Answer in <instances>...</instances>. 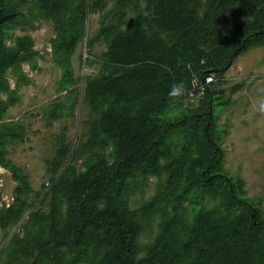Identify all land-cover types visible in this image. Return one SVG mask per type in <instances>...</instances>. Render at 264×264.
I'll use <instances>...</instances> for the list:
<instances>
[{"label":"trees","instance_id":"16d2710c","mask_svg":"<svg viewBox=\"0 0 264 264\" xmlns=\"http://www.w3.org/2000/svg\"><path fill=\"white\" fill-rule=\"evenodd\" d=\"M89 1L0 0V93L8 90L7 71L32 61L35 55L28 36L18 38L14 48L7 45L12 29L28 24L30 16L22 14L27 6L39 13L34 12L33 17L47 19L51 15L56 20L54 51L61 57L65 87L74 82L70 57L84 38L88 14L95 11ZM231 1H215V10L207 14L211 17L200 21L187 7H192L194 0H154L148 19L139 15L126 21L122 15L118 26L103 27L87 41L88 47L99 40L109 43L102 59L84 58V67L97 71L82 76L96 118L87 142L89 157L82 164L84 170H66L54 188L50 213L33 216L38 220L37 229L26 234L31 250L14 260L264 264V217L244 197L243 182L221 171L224 150L212 112L216 82L198 99L199 108L182 109L194 75L200 78L212 72L221 76L239 54L264 39V0H251V11L244 8L235 18ZM248 12L254 21L247 20ZM215 16L218 21L233 17L227 25L229 33L218 31L217 23L210 25ZM242 22L261 24L244 33ZM162 33L179 36V42H166ZM218 38L225 50L216 58L219 51L216 55L210 51ZM10 96L12 101H0V119L16 99L12 91ZM178 109L186 115L171 118ZM4 144L0 138L1 166L5 165ZM108 147L111 150L106 154ZM10 171L17 187L12 206L0 210L3 227L21 217L28 207L25 197L31 193L20 170L13 167ZM163 173L168 175L171 192L160 194L141 210H131L129 200L134 192L149 176L161 177ZM152 212L160 215L159 232L143 246L141 233Z\"/></svg>","mask_w":264,"mask_h":264},{"label":"rangeland","instance_id":"374dc122","mask_svg":"<svg viewBox=\"0 0 264 264\" xmlns=\"http://www.w3.org/2000/svg\"><path fill=\"white\" fill-rule=\"evenodd\" d=\"M93 1L96 0L89 1V5L95 11H91L86 18L84 38L70 57L74 82L68 87H65L64 70L59 62L61 57L55 54L53 47L57 37L53 16L36 18L33 15L39 13L35 9L24 7L22 14L30 16L27 18L28 24L16 25L7 39L8 47L14 48L18 38L30 37L35 55L32 61L7 71L8 90L0 93L2 102L12 101L10 91L16 95L13 105L7 108L0 119V138L5 143L2 151L5 165H0V210L9 209L14 202L13 192L17 184L10 168L20 170L31 193L25 197L28 207L21 217L7 226L0 225V264H48L45 260H38V257L23 258L21 262L13 257H22V253L31 250L26 244V234L37 229L38 220L33 216L50 213L54 188L66 170L71 167H75L78 172L84 170L82 164L89 157L87 142L92 136L96 118L85 95L86 80L82 76L95 72V69L83 68L84 58L91 55L102 59L109 43L99 40L88 47L87 41L94 38L103 27L118 26L122 15L121 18L126 21L136 20L139 15L148 19L149 5L154 0H103L95 2V5ZM215 1L194 0V5L187 7L191 8L192 16L207 21L211 17L207 14L215 10V6H212ZM250 2H229L234 18L237 12L243 13L244 8L251 11L248 6ZM249 14L247 20L254 21L253 14ZM217 18L215 16L216 21L210 25L217 23L218 31L229 33L227 25L233 21V17L222 21ZM252 23H241L244 33L252 32L261 24L251 26ZM161 37L166 42H179V36L162 33ZM221 41L220 38L215 40L216 46L210 51L215 52V55L219 51L216 58L225 50ZM201 49L207 51L204 45ZM215 80L212 112L219 144L224 150L221 171L243 182L244 197L253 202L264 217V39L252 43ZM200 106L201 101L186 98L182 109L187 107L192 110ZM178 114L181 117L186 115L178 109L171 114V118ZM63 147H66L64 156L61 152ZM110 150L111 147H108L104 152L108 154ZM168 184V175L165 173L161 177L149 176L130 197V209L141 210L152 200L159 199L160 194H169L171 190ZM159 223V213L152 212L147 216L140 237L143 246L156 238ZM28 244L32 245L31 240Z\"/></svg>","mask_w":264,"mask_h":264},{"label":"built area","instance_id":"2783aa9c","mask_svg":"<svg viewBox=\"0 0 264 264\" xmlns=\"http://www.w3.org/2000/svg\"><path fill=\"white\" fill-rule=\"evenodd\" d=\"M83 68L91 69V67ZM96 72L97 71L95 70V72H90L84 75H92L96 74ZM215 81V75L212 72L202 75L200 78L194 75L190 82V88L185 92L187 98L190 100L201 99L206 93V91L210 89L211 85L215 83Z\"/></svg>","mask_w":264,"mask_h":264},{"label":"clouds","instance_id":"9594fccd","mask_svg":"<svg viewBox=\"0 0 264 264\" xmlns=\"http://www.w3.org/2000/svg\"><path fill=\"white\" fill-rule=\"evenodd\" d=\"M176 91H177V89H174V90H173V93L175 94Z\"/></svg>","mask_w":264,"mask_h":264},{"label":"water","instance_id":"95a60500","mask_svg":"<svg viewBox=\"0 0 264 264\" xmlns=\"http://www.w3.org/2000/svg\"><path fill=\"white\" fill-rule=\"evenodd\" d=\"M0 171H1V169H0Z\"/></svg>","mask_w":264,"mask_h":264}]
</instances>
